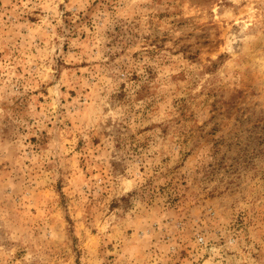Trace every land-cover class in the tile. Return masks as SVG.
<instances>
[{"label":"rangeland","instance_id":"obj_1","mask_svg":"<svg viewBox=\"0 0 264 264\" xmlns=\"http://www.w3.org/2000/svg\"><path fill=\"white\" fill-rule=\"evenodd\" d=\"M0 264H264V0H0Z\"/></svg>","mask_w":264,"mask_h":264}]
</instances>
